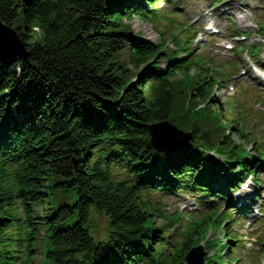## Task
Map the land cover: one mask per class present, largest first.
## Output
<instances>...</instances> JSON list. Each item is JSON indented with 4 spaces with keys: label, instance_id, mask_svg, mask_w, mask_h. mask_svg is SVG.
Segmentation results:
<instances>
[{
    "label": "trees",
    "instance_id": "1",
    "mask_svg": "<svg viewBox=\"0 0 264 264\" xmlns=\"http://www.w3.org/2000/svg\"><path fill=\"white\" fill-rule=\"evenodd\" d=\"M153 1L0 0V21L27 51L0 61V264H185L233 208L193 218L183 244L170 246L184 215L152 196L187 189L230 203L208 181L223 179L227 190L249 174L260 181L264 163L201 108L214 90L203 63L131 33L126 20L150 19ZM164 122L192 136L186 152L152 149L149 127ZM211 151L229 158L220 166ZM206 248L216 251L206 264L222 261L221 242Z\"/></svg>",
    "mask_w": 264,
    "mask_h": 264
},
{
    "label": "rangeland",
    "instance_id": "2",
    "mask_svg": "<svg viewBox=\"0 0 264 264\" xmlns=\"http://www.w3.org/2000/svg\"><path fill=\"white\" fill-rule=\"evenodd\" d=\"M176 3L172 4V6L167 4H162L159 7V10L165 14L166 19L160 22V24L151 22V21H145L141 20L139 18H134L132 20H126L127 26L132 28V31L134 34L142 37L143 40L148 41L150 43H155L157 45L161 44H167L165 49H167L168 52L172 53L175 52L177 49V46L174 42V32L177 31L178 34L181 35V33L188 34L185 32V28L188 25L187 22L181 16L186 17L187 14H192L196 16L199 12L203 11L205 8L213 7L214 4L211 0H203V7H199L197 2H200L201 0H175ZM229 1V0H228ZM237 3L238 5H235L232 7V10L234 13H236L237 21L236 19H232L231 22H227L226 24H222V29L226 31L225 36L228 37L229 35V29L232 27V25L235 27L234 30L239 31L240 36H247L246 41H242L241 44L238 46L239 48L244 47L246 50H250L254 46H258L257 44L264 46V32L262 31L261 34H259V29H255L254 26H258L259 23L264 22V0H230L228 4ZM244 3H249V7L245 6ZM227 4V3H226ZM241 5V6H240ZM179 10V9H181ZM245 9V13L239 14L240 9ZM171 12H177L170 15ZM170 15V18H169ZM181 15V16H180ZM238 20L240 22H238ZM218 20L215 19V22ZM179 24V26H178ZM238 24V25H237ZM222 29L220 28V31L223 33ZM190 32V31H188ZM191 34V33H190ZM224 34V33H223ZM194 36V34H193ZM181 40V39H180ZM192 40V47H187L190 50V53L188 56L192 55H201L203 58H206L208 55H206V52L209 53H215L216 56L219 57L220 61L217 59H214L215 65L224 64L225 62H231L235 60H239L240 58L243 59L244 64L238 65L236 68L237 74L241 72L244 68V66L247 67L248 72L245 77L241 76L239 79H235L231 77V70L224 72L222 71L226 76H230L232 79L230 81H225L222 75V72L218 70L216 67L214 68L213 65L208 67V70L211 71V74H213L211 85L215 84V77L220 80V83H223L222 88L217 89L214 96L212 103H221L224 108H219V111L222 113L224 110H226V117L231 116L235 122L233 125L235 128V132H232L231 135H234L236 141L238 144H240L243 140V136H239L238 129H242L247 133V135L250 136V139L243 144L248 150L252 149V142L257 141V143H261L264 146V101L259 102V107H262V111L259 107H257L258 100L255 99L259 95H256L254 91H250L249 93H244L242 90L236 91V86H247V87H253L255 89H260L259 91L264 93V78L259 77L257 79H254L253 76L255 74H259L257 71H253L249 65H253L254 61L256 60H263L264 61V55L262 57L256 56L253 58H246L244 55V52L239 49L238 57H232L229 56L230 53H227L225 50H218L216 47L217 42H223V44H233L232 42H226L224 40H228L226 38H219L216 39L217 41H207L206 43L200 45L197 43L196 38L193 37ZM190 43V42H189ZM211 44V46H209ZM215 44V45H214ZM204 45V46H203ZM208 45V46H206ZM234 45V44H233ZM207 47V48H206ZM260 48V47H259ZM262 51V49H260ZM242 52V54H241ZM227 54V55H224ZM241 54V55H240ZM210 57V56H208ZM126 62L129 65V61H127V56H124L121 62ZM257 64V63H256ZM263 71L261 72V75L264 76V68H262ZM219 75H216V73ZM239 75V74H238ZM260 82V84L258 83ZM264 97V96H263ZM262 97V98H263ZM218 110V107H217ZM224 117V116H223ZM253 140V141H252ZM257 151L264 154V148L263 149H257ZM252 153H258L256 151L252 150ZM263 183L261 185L262 190H264V175H263ZM158 197V195L154 196V199ZM264 197V195H262ZM188 195H166V200L164 204L162 205L164 207L165 211H168L173 217L178 216V211L184 212L188 209L192 208V201ZM188 224H191L188 221H185V225L178 229L177 232L171 233L170 242L171 244L174 243H181L183 240L184 231L187 230ZM160 226H163V223L160 224ZM210 230L214 232H218L221 230L219 223H211L210 224ZM230 230V228H229ZM234 230L243 236V241L241 244L236 245L235 249L239 250L238 257L241 260L240 264H264V256H262V251H264V247L260 246L258 240L262 239L264 240V217H259L255 220H251L248 223L242 222L241 225H237ZM224 232V231H223ZM225 236V232L223 234H214L213 232H210L208 234V237H206L203 241L207 239H215L219 241H223V238ZM230 239H238L237 236H234L233 234L229 235ZM205 242L201 243V246H203ZM227 245L233 246V244L226 243ZM238 246V247H237ZM230 247V246H229ZM204 248V246H203ZM205 249V248H204ZM231 251L232 248L230 249ZM205 252V250H204ZM213 255L214 253H210ZM205 255H207V252H205ZM222 264H232L231 258L229 255H224Z\"/></svg>",
    "mask_w": 264,
    "mask_h": 264
},
{
    "label": "water",
    "instance_id": "3",
    "mask_svg": "<svg viewBox=\"0 0 264 264\" xmlns=\"http://www.w3.org/2000/svg\"><path fill=\"white\" fill-rule=\"evenodd\" d=\"M26 59L27 51L17 32L0 21V61L10 63L16 59ZM151 145L158 152L177 153L187 148L192 139L169 122L152 124L149 127ZM199 253V258L192 257ZM201 248L193 250L186 260L188 264H204Z\"/></svg>",
    "mask_w": 264,
    "mask_h": 264
},
{
    "label": "bare ground",
    "instance_id": "4",
    "mask_svg": "<svg viewBox=\"0 0 264 264\" xmlns=\"http://www.w3.org/2000/svg\"><path fill=\"white\" fill-rule=\"evenodd\" d=\"M241 13H243V11H241ZM231 16H233V15H231ZM228 18L235 19L234 17H228ZM218 186H222V185H218Z\"/></svg>",
    "mask_w": 264,
    "mask_h": 264
},
{
    "label": "snow or ice",
    "instance_id": "5",
    "mask_svg": "<svg viewBox=\"0 0 264 264\" xmlns=\"http://www.w3.org/2000/svg\"><path fill=\"white\" fill-rule=\"evenodd\" d=\"M245 187H247V185H245Z\"/></svg>",
    "mask_w": 264,
    "mask_h": 264
}]
</instances>
